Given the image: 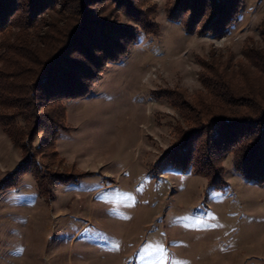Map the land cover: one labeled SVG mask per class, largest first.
I'll use <instances>...</instances> for the list:
<instances>
[{"label":"rangeland","instance_id":"rangeland-1","mask_svg":"<svg viewBox=\"0 0 264 264\" xmlns=\"http://www.w3.org/2000/svg\"><path fill=\"white\" fill-rule=\"evenodd\" d=\"M109 1L86 3L92 21L134 30L128 18H148L158 31L136 29L88 92L64 102L65 128L36 158L47 172L71 177L51 182L48 195L28 171H16L20 151L0 128V264H264V182L237 174L229 154L217 163L222 185L166 156L193 126L182 108L210 98L209 68L233 70L235 86L262 88L246 54L264 50V0H236L231 23L216 35L187 33L167 19L172 0H132L135 16ZM57 16L45 12L44 26ZM86 52L85 60L82 49L66 56L87 65L101 54Z\"/></svg>","mask_w":264,"mask_h":264},{"label":"trees","instance_id":"trees-1","mask_svg":"<svg viewBox=\"0 0 264 264\" xmlns=\"http://www.w3.org/2000/svg\"><path fill=\"white\" fill-rule=\"evenodd\" d=\"M89 1L0 0V128L20 151L16 171H28L40 195L49 194L51 182L71 177L47 172L36 158L53 146L57 132L65 128L60 122L64 102L85 95L104 64L117 61L138 31L145 35L158 31L156 23L148 18H128L137 25L134 30L104 19L92 21L86 6ZM113 1L117 12L122 10L134 16L139 13L132 0ZM236 3V0H172L164 11L167 19L183 26L184 32L196 29L207 33L210 29L216 35L222 34L231 23ZM45 12H58L59 16L44 26ZM14 27L17 32L11 31ZM259 34L264 40V22L259 25ZM88 46L101 54L91 56L93 59L86 65L83 61ZM77 49L85 50L82 62L66 56L69 50L74 53ZM250 52L246 59L262 88L257 83L250 87L235 86L231 84L233 70L230 75L224 69L218 72L209 68L211 81L203 82L210 98H198L185 110L182 108L180 115L193 126L180 132L177 143L166 154L182 169L190 167L214 185L224 184L223 168L217 163L227 154L237 174L264 182V50ZM248 72L240 75L246 76ZM167 97L171 99V95ZM46 105L51 108L41 111ZM39 133V141L32 144ZM51 153L54 155L55 151Z\"/></svg>","mask_w":264,"mask_h":264},{"label":"snow or ice","instance_id":"snow-or-ice-1","mask_svg":"<svg viewBox=\"0 0 264 264\" xmlns=\"http://www.w3.org/2000/svg\"><path fill=\"white\" fill-rule=\"evenodd\" d=\"M151 248V246H148L144 249V252L147 254L149 252V249ZM148 264H156V261L153 260H149Z\"/></svg>","mask_w":264,"mask_h":264}]
</instances>
